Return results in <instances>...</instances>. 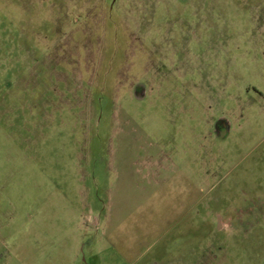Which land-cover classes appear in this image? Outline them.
Wrapping results in <instances>:
<instances>
[{"label": "rangeland", "instance_id": "rangeland-1", "mask_svg": "<svg viewBox=\"0 0 264 264\" xmlns=\"http://www.w3.org/2000/svg\"><path fill=\"white\" fill-rule=\"evenodd\" d=\"M162 151L191 203L119 259L83 219ZM0 264H264V0H0Z\"/></svg>", "mask_w": 264, "mask_h": 264}, {"label": "crops", "instance_id": "crops-1", "mask_svg": "<svg viewBox=\"0 0 264 264\" xmlns=\"http://www.w3.org/2000/svg\"><path fill=\"white\" fill-rule=\"evenodd\" d=\"M173 151L170 154L162 151L155 159L143 162L140 172L146 174L135 182L131 198L120 163L97 213L83 217V223L103 226L101 235L110 241L106 249L115 248L119 259L136 257L134 253L138 252L135 251L144 247L148 235L169 230L180 216L186 214L187 203L192 200V185L187 183L189 175L179 168L183 164L171 160Z\"/></svg>", "mask_w": 264, "mask_h": 264}, {"label": "flooded vegetation", "instance_id": "flooded-vegetation-1", "mask_svg": "<svg viewBox=\"0 0 264 264\" xmlns=\"http://www.w3.org/2000/svg\"><path fill=\"white\" fill-rule=\"evenodd\" d=\"M141 83H143V82H141ZM145 88H146L145 84L143 86L138 85V87H136V89H135L134 96L136 97V95H137V96L141 97L143 91H145V93L147 92L145 90ZM144 98H145V96H143L142 99H144ZM142 99H140V100H142ZM227 122H229V120L223 115H220L214 119L213 124H212V133H213L214 137L219 139V138H223V137L227 136V134L230 130V129H228Z\"/></svg>", "mask_w": 264, "mask_h": 264}, {"label": "water", "instance_id": "water-1", "mask_svg": "<svg viewBox=\"0 0 264 264\" xmlns=\"http://www.w3.org/2000/svg\"><path fill=\"white\" fill-rule=\"evenodd\" d=\"M140 85H142V86H143L144 84H143V83H140ZM143 96H145V91H143V92H142V96H141V97H139V96H137V95H136V98H138V99H142V98H143ZM227 124H228V129H230V121H229V122H227Z\"/></svg>", "mask_w": 264, "mask_h": 264}]
</instances>
